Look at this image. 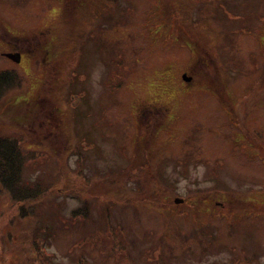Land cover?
Segmentation results:
<instances>
[{
	"label": "rangeland",
	"instance_id": "374dc122",
	"mask_svg": "<svg viewBox=\"0 0 264 264\" xmlns=\"http://www.w3.org/2000/svg\"><path fill=\"white\" fill-rule=\"evenodd\" d=\"M263 39L264 0H0V136L52 183L0 186V264H264Z\"/></svg>",
	"mask_w": 264,
	"mask_h": 264
},
{
	"label": "trees",
	"instance_id": "16d2710c",
	"mask_svg": "<svg viewBox=\"0 0 264 264\" xmlns=\"http://www.w3.org/2000/svg\"><path fill=\"white\" fill-rule=\"evenodd\" d=\"M182 43L188 46L189 48L191 47L193 51H195L197 49V46H199L197 45V42H195L193 43L194 45H196V48H195V46L192 44V41L190 39L189 41H187L185 38H183ZM263 46H264V39H263ZM71 75L72 77H74L76 74L71 73ZM23 82H24V78L20 74V72H17L14 69L0 70V100L5 97H8L15 90L16 91L18 89L20 90L23 87V84H24ZM253 89L254 87L249 89L248 93L254 94ZM43 91H46L49 93L50 92L49 87H47ZM46 96L47 97L23 100L24 106L28 108H32L34 111V114L30 115V119H29L31 122L30 124H33L34 122L36 123V121L39 120V115L35 113V110L39 109V107H41L44 104L45 105L50 104L51 102V100L49 99L50 96L49 95H46ZM223 103H225L224 99H223ZM247 103L248 101L245 102V104ZM252 104L248 107L247 111H245L242 114V116L247 114V112L252 107ZM24 114L26 113H23L22 115L20 114L17 115V119L19 122H22L20 121L21 116L28 117V115H24ZM54 114L55 115L58 114L56 107H55ZM20 143H21L20 139L9 137V136H0V186H1V190L8 192L11 199L19 204V216L21 218H25L26 216H28L30 209L33 208L34 206L33 203H29V204H26V203L31 202L32 200L43 198V196L46 195V192L49 191V186L52 183H49L46 180L41 179V177L39 178L37 176H35V179H36L35 181L34 179L26 178V174L24 172H25L26 159H28L27 157L28 154L24 153L23 145H21ZM141 152H143L144 155L148 157L149 154L146 150H142ZM148 158L149 159H147V161L151 164L150 156ZM148 162H146L145 167H147ZM159 171L161 170H158V172ZM141 178L142 176H139V178H136V180L138 181V184L142 183ZM149 181L152 184H156L155 180H149ZM166 184L172 185L171 183H166ZM142 186L143 185L141 184L140 185L141 189H142ZM214 187L221 188L226 194L230 195L231 193V190L230 188H228V186H222V187L214 186ZM224 201L225 200H223V202ZM219 202L222 203V201H219ZM79 210L81 211L78 214V217L82 215L88 216V214H90V210L87 208L82 207L81 209L80 207ZM225 212L227 211L223 210V213ZM39 239L42 244L39 249L42 263L51 264L49 260L50 258H52V255L47 253L46 239H43V238H39Z\"/></svg>",
	"mask_w": 264,
	"mask_h": 264
},
{
	"label": "water",
	"instance_id": "95a60500",
	"mask_svg": "<svg viewBox=\"0 0 264 264\" xmlns=\"http://www.w3.org/2000/svg\"><path fill=\"white\" fill-rule=\"evenodd\" d=\"M6 56L12 58L13 60L19 62L21 60V54L19 52H7Z\"/></svg>",
	"mask_w": 264,
	"mask_h": 264
},
{
	"label": "flooded vegetation",
	"instance_id": "af4514ba",
	"mask_svg": "<svg viewBox=\"0 0 264 264\" xmlns=\"http://www.w3.org/2000/svg\"><path fill=\"white\" fill-rule=\"evenodd\" d=\"M19 53H20V52H19ZM185 76H186V73L183 75V77L186 78ZM186 79H187V78H186ZM189 80H191V77H189Z\"/></svg>",
	"mask_w": 264,
	"mask_h": 264
}]
</instances>
